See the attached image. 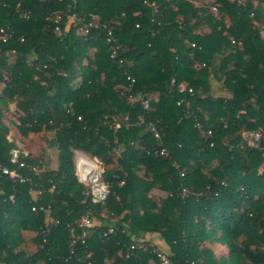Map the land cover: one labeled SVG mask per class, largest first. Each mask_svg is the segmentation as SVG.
<instances>
[{
    "label": "trees",
    "instance_id": "obj_1",
    "mask_svg": "<svg viewBox=\"0 0 264 264\" xmlns=\"http://www.w3.org/2000/svg\"><path fill=\"white\" fill-rule=\"evenodd\" d=\"M263 17L264 0H0V161L18 142L7 124L49 132L59 160L48 168L20 144L24 173L41 169L37 202L28 183L0 179V264H160L155 244L133 238L146 232L174 264H264L261 152L240 137L264 134ZM213 76L229 96L209 93ZM74 151L103 162V203L76 179Z\"/></svg>",
    "mask_w": 264,
    "mask_h": 264
},
{
    "label": "built area",
    "instance_id": "obj_2",
    "mask_svg": "<svg viewBox=\"0 0 264 264\" xmlns=\"http://www.w3.org/2000/svg\"><path fill=\"white\" fill-rule=\"evenodd\" d=\"M146 1V0H145ZM151 6H154L153 3L150 4ZM213 11H216L215 7H212ZM73 16V15H72ZM57 31L60 32L58 27H56ZM1 32V38L3 41L9 38V34L7 33V28H0ZM110 33V32H109ZM191 91V90H189ZM131 100V98H129ZM148 97H144L142 100V105L146 107L148 105ZM197 126H199L198 123H196ZM114 126L118 128L120 126V123H115ZM8 133L6 138L8 141L12 140V133L11 127L8 126ZM151 129L154 130V128L151 126ZM207 132L210 133V130ZM154 135L158 137V133L154 131ZM240 137L247 146L254 147L258 149L261 152V171H264V144L261 143L262 139H264V134L262 132L261 128H257L255 130L251 129H243L240 132ZM30 152L22 146L17 143L16 146L9 149L8 152V164H4L0 161V179L2 177H5L12 182L17 183H28L29 193L31 194V198L34 202H37L40 198H42L43 195V178L40 177L39 173H41V169L37 165L30 166V171L33 172V174H36V181L32 179L31 175L24 173V169L27 167V163L25 161L26 156ZM154 153L159 154H165V148L161 147L159 150H155ZM104 174V165L101 160H99L97 157H90L82 152H76V155L74 157V175L76 179L84 184L86 186L85 194L87 195L90 203L92 204H99L103 203L107 200L111 193L110 184L103 178ZM182 175V173H181ZM56 185L52 183L50 185L49 190L55 189ZM182 196H186L187 192L183 189L182 190ZM8 199L14 200V194H10L8 196ZM32 210L39 209L41 210L45 215L47 220H52L50 215V206L45 205L43 203L38 204H32L31 206ZM79 228V233L75 235V239H81L84 241V238L88 235V232L93 226V220L89 216H82L77 224ZM115 231L114 226H109L106 233H113ZM140 246V245H138ZM131 247H134V245H131ZM157 257L159 258L160 264H174L170 258L167 256L166 253L158 250L157 251Z\"/></svg>",
    "mask_w": 264,
    "mask_h": 264
},
{
    "label": "rangeland",
    "instance_id": "obj_3",
    "mask_svg": "<svg viewBox=\"0 0 264 264\" xmlns=\"http://www.w3.org/2000/svg\"><path fill=\"white\" fill-rule=\"evenodd\" d=\"M211 1L212 0H196V4L200 5L201 3H210ZM261 23H262V26L260 25V28H261L262 32H264V19ZM204 28L205 27H203V29ZM79 31L83 32L84 30L82 29ZM74 83L76 85L78 83V79H76L74 81ZM7 125L9 127H11V131H10V133H12L11 137L16 139V141L18 140L17 143L20 142L19 144L26 147V149L31 150L32 153L38 154L39 158L43 159V156L46 155V153H48V151H51L53 149V147L48 144L49 132L44 130V131H41L37 134L36 133H28V135H23L21 137L12 126H10L9 124H7ZM114 150L112 152V157H113V162L116 165V158L119 156L120 149L115 148ZM76 152H78V151H74V153H73V158H72L73 163H74V157L76 155ZM140 173L142 174V172H140ZM154 189H152L149 192V194L152 195L155 199H160L164 196V194H161L159 191L157 192ZM24 234L26 235V238H28L27 240L29 241V238L31 237L32 234L29 232H25ZM134 239L137 240L138 238L134 236ZM147 245H151V243H149V242H148V244L145 243V246H147ZM32 249H34V247H32ZM160 251H162V250H160ZM215 251L217 254H220V253L225 252L226 248L224 246H220V245L216 246L215 245ZM162 252L166 253L165 251H162ZM151 264H154V263H151Z\"/></svg>",
    "mask_w": 264,
    "mask_h": 264
},
{
    "label": "crops",
    "instance_id": "obj_4",
    "mask_svg": "<svg viewBox=\"0 0 264 264\" xmlns=\"http://www.w3.org/2000/svg\"><path fill=\"white\" fill-rule=\"evenodd\" d=\"M209 93L213 96H229L227 89L223 86V84L221 83V80L217 76H213L210 78ZM44 160H45L46 166L48 168H51V169L57 168L58 164H59L57 149L55 147H53V149L51 151H48V153H46ZM154 190H156L157 192L159 191L161 194H164L163 192H161L158 189H154ZM104 215H102V216H104ZM103 219H96L94 222L97 224L103 223L107 226L112 225L111 221L105 219V216L103 217ZM124 225L126 226V228L128 227V225H126V224H124ZM137 238L148 240L151 244H155L158 249L165 251V252L167 251V246H166L164 240L161 239L157 233H147L146 232Z\"/></svg>",
    "mask_w": 264,
    "mask_h": 264
}]
</instances>
